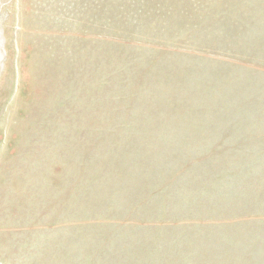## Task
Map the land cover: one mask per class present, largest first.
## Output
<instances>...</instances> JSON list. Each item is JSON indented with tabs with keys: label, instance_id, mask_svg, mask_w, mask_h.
<instances>
[{
	"label": "rangeland",
	"instance_id": "374dc122",
	"mask_svg": "<svg viewBox=\"0 0 264 264\" xmlns=\"http://www.w3.org/2000/svg\"><path fill=\"white\" fill-rule=\"evenodd\" d=\"M0 264H264V0H0Z\"/></svg>",
	"mask_w": 264,
	"mask_h": 264
}]
</instances>
